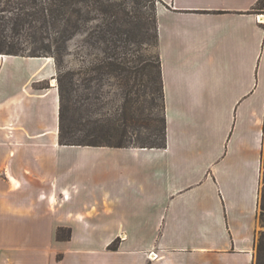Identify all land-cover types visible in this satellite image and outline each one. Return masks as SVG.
<instances>
[{
  "label": "crops",
  "instance_id": "0c3cea01",
  "mask_svg": "<svg viewBox=\"0 0 264 264\" xmlns=\"http://www.w3.org/2000/svg\"><path fill=\"white\" fill-rule=\"evenodd\" d=\"M262 17L264 0L157 1L158 148L60 144L53 58L0 53V264H254Z\"/></svg>",
  "mask_w": 264,
  "mask_h": 264
},
{
  "label": "trees",
  "instance_id": "16d2710c",
  "mask_svg": "<svg viewBox=\"0 0 264 264\" xmlns=\"http://www.w3.org/2000/svg\"><path fill=\"white\" fill-rule=\"evenodd\" d=\"M157 1L19 0L7 3L8 8H0V53L54 60L60 99V144L165 146L160 60L157 53L153 73L150 57L151 49H157ZM80 33L100 52L81 78L85 91H80V71L63 67L64 57L72 54L69 42ZM111 77L118 86L126 84L127 92L133 95L128 99L132 108L129 117L125 116L122 106L112 117L102 110L108 103L97 92ZM151 81L161 100V114L156 119L142 114ZM127 127L132 128L130 135ZM259 219L262 229L257 237L254 264H264V174ZM61 230L58 229V237H65L60 234ZM109 247L114 248V244Z\"/></svg>",
  "mask_w": 264,
  "mask_h": 264
},
{
  "label": "rangeland",
  "instance_id": "374dc122",
  "mask_svg": "<svg viewBox=\"0 0 264 264\" xmlns=\"http://www.w3.org/2000/svg\"><path fill=\"white\" fill-rule=\"evenodd\" d=\"M17 1L19 0H0V8H8L9 5L7 3L14 4ZM81 5L82 4H79V6ZM6 29H7V33L9 34L10 31L8 27ZM83 33L76 35L69 42V47L72 50V54L69 56H65L63 59V67H70L72 69H77L80 71V75H79L80 91H85V89H83V81H81V78L85 76L86 69L94 65L96 57L98 56V54H100L99 49L96 45H92L85 41V34ZM24 46L29 48L30 44L24 43ZM150 52L152 55L150 56L151 63L153 64L152 72L154 73L156 71V67L154 65H156L157 49L152 48ZM56 77H57V73H56ZM114 82L115 80L112 77L109 78L108 81H105L104 85L97 92V94L99 95L101 94L102 99L108 103L102 110L112 117L113 114L116 113V109L118 111H121L120 106H122V109L124 108L123 111H125V116L129 117L132 108L129 107L131 105V102L128 99H130L131 96L133 95L132 93L127 92L129 87L126 84H122L121 86H118ZM148 86L149 87L147 88L145 95L147 101L144 104L145 108L143 109L142 114L145 115L146 117L150 116V118L156 119L157 117H160L161 114V100L158 99V94L153 89L154 83L151 81L148 83ZM126 100H128L129 103L127 102V104L125 105L123 103H125ZM93 114L98 115L97 113H93ZM128 126H130L129 123ZM127 130H128V134L130 135V132H132V128L127 127Z\"/></svg>",
  "mask_w": 264,
  "mask_h": 264
},
{
  "label": "bare ground",
  "instance_id": "6f19581e",
  "mask_svg": "<svg viewBox=\"0 0 264 264\" xmlns=\"http://www.w3.org/2000/svg\"><path fill=\"white\" fill-rule=\"evenodd\" d=\"M264 17H262V19H263Z\"/></svg>",
  "mask_w": 264,
  "mask_h": 264
}]
</instances>
